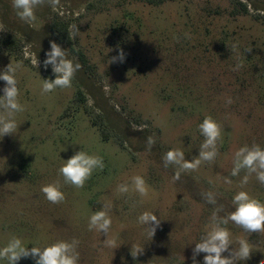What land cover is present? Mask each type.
<instances>
[{
  "label": "rangeland",
  "instance_id": "rangeland-1",
  "mask_svg": "<svg viewBox=\"0 0 264 264\" xmlns=\"http://www.w3.org/2000/svg\"><path fill=\"white\" fill-rule=\"evenodd\" d=\"M35 14L25 23L12 0H0V72L19 65L25 109L16 114V132L0 137V248L13 236L28 248L75 238L78 264H193V248L210 230L215 208L223 206L221 216L234 211L240 191L264 203V184L255 174L243 187L246 171L231 175L236 150L264 148V0H60L55 10L45 4ZM53 20L67 32L77 25L72 51L50 32ZM51 41L81 68L70 88L42 94L43 79H55L51 66H43ZM121 49L124 61L110 63ZM33 54L39 67L31 63ZM4 86L0 81V96ZM206 116L222 128L218 155L174 181L177 169L165 168L162 157L180 149L195 160L204 142L198 125ZM81 150L102 157L105 167L76 188L58 170ZM136 175L145 179L147 197L131 190ZM56 181L65 199L53 204L41 188ZM121 183L130 185L129 193L117 192ZM209 191L215 205L204 198ZM108 201L107 237L88 223ZM144 211L161 220L152 239L137 220ZM226 227L233 248L246 239L252 250L238 264H264V233L232 222ZM107 238L115 248L104 246ZM133 245L144 248L136 259ZM204 255L196 257L198 264Z\"/></svg>",
  "mask_w": 264,
  "mask_h": 264
},
{
  "label": "clouds",
  "instance_id": "clouds-1",
  "mask_svg": "<svg viewBox=\"0 0 264 264\" xmlns=\"http://www.w3.org/2000/svg\"><path fill=\"white\" fill-rule=\"evenodd\" d=\"M45 4L51 6L54 10L60 6V0H12V7L16 11L18 18L25 23L32 24L36 19V10ZM3 25H0V29ZM79 33L77 25H70L68 36L74 40ZM235 49V45L233 46ZM249 51H251L249 49ZM46 59L43 61L45 69L51 66V71L55 79H43L42 94H49L56 89H66L72 86V81L81 68L78 62L68 58L67 50L63 49L55 41L50 42V51L46 52ZM125 54L121 49L117 57H113L110 63L123 62ZM31 63L33 67H39L40 62L33 54ZM242 65H236L233 69L238 70ZM19 65L9 63L2 72H0V81L5 82L3 95L0 96V137L13 135L17 130L16 114L23 112L24 106L19 101V88L16 79V72ZM227 103L231 104L229 98ZM143 127V126H142ZM204 142L200 146L199 155L193 161L185 159L184 152L180 149H171L162 157L164 167L175 166L176 171L173 180L180 179L181 172L195 170L202 162H213L218 155V141L222 139V128L211 116H206L202 123L198 125ZM155 136L147 138V149L150 151L155 145ZM233 168L231 175L237 176L242 170L246 175L241 181V187L248 183L249 177L255 174L256 179L264 184V148L257 144L252 146L240 147L234 153ZM105 167L103 158L97 155H90L85 151H78L59 168V174L62 175L66 184L76 188H83L86 181L90 179L94 170H103ZM227 183H231L226 179ZM59 181L47 184L41 188L46 199L58 204L64 201L65 195L60 190ZM131 190L138 193L141 198L148 196V186L145 179L136 175L131 178ZM130 191L128 183L117 185V192L127 194ZM204 198L210 204H216V196L209 191L204 193ZM234 211L221 216L223 206L214 209L210 217V230L204 234L200 242L195 243L193 248L192 261L198 264L196 257L200 253H205L203 264H238L240 261H246L250 258L252 250L246 239L237 241L239 247L233 248L231 232L226 227L230 222L242 228L247 233H264V203L251 197L247 192L240 191L232 199ZM111 202H105L102 208L95 211L89 218L88 228L90 231H96L108 237L112 225V219L109 215ZM138 223L145 227V232L152 239L161 220L151 211H144L138 218ZM79 241L73 238L69 241H57L44 248L33 246L28 248L18 237H11L3 248H0V259H6L8 264H18L22 258L31 257L35 264H78L79 252L77 251ZM104 246L115 248V241L106 239ZM230 246H232L230 248ZM144 248L138 245L131 246L130 254L133 259L142 254ZM225 252L229 254L224 255Z\"/></svg>",
  "mask_w": 264,
  "mask_h": 264
},
{
  "label": "trees",
  "instance_id": "trees-1",
  "mask_svg": "<svg viewBox=\"0 0 264 264\" xmlns=\"http://www.w3.org/2000/svg\"><path fill=\"white\" fill-rule=\"evenodd\" d=\"M241 5H242L243 9H245V6L243 4H241ZM49 30L53 36H55L62 43H65L68 46V48L70 49V51H72L66 24L60 23L56 20H53L52 23L49 25ZM78 56H79L81 62L85 65V61L82 58V55L79 53Z\"/></svg>",
  "mask_w": 264,
  "mask_h": 264
}]
</instances>
